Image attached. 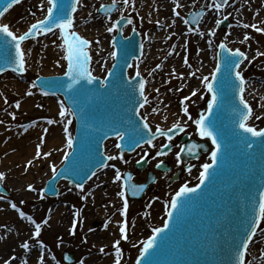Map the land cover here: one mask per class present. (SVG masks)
<instances>
[{
  "label": "rangeland",
  "instance_id": "rangeland-1",
  "mask_svg": "<svg viewBox=\"0 0 264 264\" xmlns=\"http://www.w3.org/2000/svg\"><path fill=\"white\" fill-rule=\"evenodd\" d=\"M136 1L138 0H129V2L125 4L124 0H115V3L122 5L116 14L113 17H100V6L113 4L114 0H82V5H89L88 8L83 6L81 8V12L87 11V19L84 21H76L75 28L77 29L76 31L82 33L84 38L92 42L91 71L95 76L104 78L107 75V70L111 68L114 63L111 52L114 50L112 41L116 35V31L109 33L106 29L122 16L130 15L132 19V23L125 29L124 35L129 36L133 29H137L143 37L142 41L144 46H147V50L151 48L150 32L153 31L154 24L151 22L150 15L144 16L141 14V5L136 4ZM166 1L170 4L174 3V0ZM257 1L259 0H249L245 2L242 0H231L225 8L216 9L210 7V5L214 3L213 0H193L188 4L186 9L178 7L177 10L173 11L174 15L175 12H180V16L183 18L175 15L179 24L175 26L174 35L164 40L165 44L162 45L160 54H157L155 58L149 59L144 51L142 58L134 62L129 71L130 76H133L136 71L139 70L141 76H143L146 81L145 95L148 96L149 103L142 108L141 115L147 117V122L153 130H155L157 125L155 123L156 117L162 114L164 116V121L159 123L161 128L166 129L173 126V124L179 123L182 127H185V134L195 139L198 138L195 125L191 120L187 119L185 113L181 114L179 109H181V107L184 108L182 103H184L183 99L187 96L188 91L191 88H195V85H197V83L202 80V77L206 76L208 73L203 70L200 64L201 59L199 60V54L201 52L200 46L202 45L201 40L204 36H202L200 40L198 35L209 23L214 24L213 32H215L214 36H206V42L209 44V41H211L209 47L212 48V45L215 44L216 46L214 48L217 50L218 45L224 42L232 49L239 48L241 51L245 52L250 59L246 65L247 67L243 68L241 71L248 85L245 98L253 107V116L249 124L257 127V129L264 127V56L259 55V53L264 52V31L257 32L251 27V25L255 24L257 27L264 29V18L258 21L260 11L264 7V0L262 5L255 7ZM176 2H178V0H176ZM200 8L208 11V16L204 23L205 25L202 28H192L198 29L197 31H190L189 29L191 26L184 23L186 20L184 18L188 13ZM225 19L230 21V26L227 29H221L220 23ZM244 24H248L249 27H243ZM160 25L161 28L159 30H162L163 24L160 23ZM87 27H90L92 32H88L86 29ZM95 31L101 33L100 39H95L92 34ZM236 33H238V35L234 37ZM245 34L249 36L248 40H244ZM187 37L189 39L183 43L178 57H172L171 55L175 44ZM60 40V37H56L55 35L47 40L40 38L36 41L24 44L23 48L26 51L27 65L30 64L29 60L34 58V53H39L38 61L36 62L37 69L35 70L34 67H31V69L28 70L29 73L25 77L18 78L9 75L0 78V121H2V123H0V173H4L5 179L2 180V182L5 189L10 193L9 196L0 194V197H2V199H0V205L3 206L0 211L8 212L11 209V204L15 203L20 210L25 212L26 216H31L37 223H41V235L39 238H35L31 245L46 250L53 264H65L62 257L64 251H68L74 255L75 264H80L85 257L90 255L98 257L97 260L93 262V264H97L102 263L105 261L104 258L109 257H105V255H107L106 253L116 252V249L113 247H107L101 252L100 248H94L93 246L94 243L102 242V239L105 238L107 233H110V230L113 229L112 226H115L112 224V219L120 215L119 212L123 206V200L118 195L122 189V180L115 181L116 170L119 169L122 178L125 171H135V161L142 156L143 152L148 151L156 157V159L150 163L148 170H154V166L158 161H170L173 163L172 168L174 171L178 167L176 153L180 151V145H178L176 139L172 142L176 145L172 152L166 156H157L156 153L161 148V145L167 143L165 139H161L155 143V147L146 146L138 151L137 154L124 156L123 159H121L115 147L117 141L111 140L106 146V153L108 156L115 157V159L112 160L107 168L100 172V176H103L102 178L99 177L98 180L90 182L82 190L72 187L66 182H62L59 185L60 193L57 197L47 198L43 195V198H41V192L43 191L45 182L40 183V180H37L33 186L36 189L35 191L23 188L14 190L17 183L26 179L29 172L35 166V163H32L31 169L29 168L30 165L27 169H24V165L21 162H23L28 155H23L20 150L24 147L33 146L32 144L37 140L40 144L41 137L43 138V147L46 149L47 142L45 134L47 135L48 131L45 133L44 129L50 126L48 120H52V116L47 110L42 112L36 111L30 114H17L16 111L19 108H16V103L19 102L21 105L23 102L32 100L36 96H47L48 98H52L49 95H44V93L37 88H32V84L38 77L48 76L44 75L46 71L50 70V72H53L55 70L54 67L49 68L47 65L48 62L54 60L53 58L56 52L59 50L62 52L65 51L63 47H60V45L56 43L60 42ZM53 41H55V43H53ZM97 45L100 46L99 50L95 49ZM103 45L109 48L105 52L104 47H101ZM185 58L188 60L187 64L184 62ZM64 61L66 63V60ZM178 61H181L180 66L183 65L182 70L184 73H179L177 71ZM33 63L35 64V61ZM189 65H191V67H189ZM193 72L196 75L192 76L188 83L183 84L182 77H180L179 74H186L188 77L190 73ZM209 77H211V75H209ZM16 82L27 86V89L31 90L32 95L19 93L17 90H10L8 85ZM254 87H256V89ZM198 88L199 91L197 95L185 103V107L189 109V113L193 118H198L200 110H205L207 101L209 100V94L201 83ZM257 88L261 90L258 91ZM153 89L155 91L151 94ZM157 89H159V92L156 91ZM160 95L163 96L162 99H164L166 103L162 107V110L156 112V110L153 111V109L161 105L160 100L159 102L156 101L161 97ZM53 98L56 102L58 100L57 105L60 108L59 102L63 99L59 96ZM167 111L169 114L174 115V117H168ZM11 113H15L14 119ZM257 116L260 118L256 119ZM165 117H167V119H165ZM68 118L72 119V124L68 125V130L73 136L75 122L72 116ZM3 127H5V129ZM66 151H70V149L68 150L67 148ZM59 152L62 154L61 157L63 158V150L60 149ZM58 155L59 153H56L51 165L57 163ZM43 160L47 161L48 159L41 158L36 160V162H42ZM63 161L64 160H62L61 164ZM206 162L209 163V158L207 155H204L200 160L192 163V170L186 172L177 183L169 182L170 175L158 173L159 180L155 185V191L153 193L148 192L141 202H134L128 199L129 207L126 218L128 224L126 233L128 238L127 240H120V238L117 239L118 237L112 234L115 239L120 240L119 247L120 254L122 255L120 264H132V260L135 258L139 249H141L144 238L149 230L162 225L161 217L164 205L168 204L173 193L179 188L185 184L188 186L195 185L199 181L200 171L202 169L201 165ZM57 165L58 164L55 165L56 170L59 168ZM48 173L53 175L51 168H43L41 175L43 176V174H46L45 176L47 178ZM146 174L147 172H136L135 182H144L146 180ZM113 200L116 201L115 205L112 204ZM113 206L117 207H114V211L112 208ZM56 208H64V218L60 220L54 218L56 217L55 211L59 210ZM108 210L110 212H108ZM50 218L55 220L51 222ZM70 218H72V222L74 220L76 221L74 235L71 234L73 223L71 222L70 228L68 227L69 224H67ZM20 220L22 221V219ZM44 220H47L48 223L44 224ZM94 222L101 223L97 229L93 227ZM136 224L138 225L136 226ZM10 225L12 224H9V226ZM105 225H107V227H105ZM7 226L8 225L0 228V236L4 232L7 233L9 227ZM33 229L34 228H32V230ZM261 229H264V221L261 222L257 234L248 248L245 260L246 264H264V232H262ZM130 230L136 232V241L134 242H131ZM100 236L104 237L100 238ZM110 240L111 239H109V241ZM40 241H43V247H41ZM103 242L106 243L107 240L105 241L104 239ZM15 246V243L11 245L14 249ZM21 249L24 251L22 245ZM22 251L19 252L22 253ZM101 253L103 255H101ZM2 257L3 255H1L0 261ZM23 258L20 257L19 259ZM14 260H18V257ZM17 263L18 262H16V264ZM83 264H85V262Z\"/></svg>",
  "mask_w": 264,
  "mask_h": 264
},
{
  "label": "snow or ice",
  "instance_id": "snow-or-ice-1",
  "mask_svg": "<svg viewBox=\"0 0 264 264\" xmlns=\"http://www.w3.org/2000/svg\"><path fill=\"white\" fill-rule=\"evenodd\" d=\"M22 0H0V6L3 7V10L0 11V18H3L5 14L11 9L14 5H18ZM129 0H124V3L127 4ZM176 7H180L179 3L174 0ZM81 4V0H46V5L44 0H41L40 9L44 11V17L42 19H37L34 23H31L26 31L22 34H17L10 28L9 24L0 23V36L4 37L3 40V54L0 57L2 63H0V73L5 72L9 68L16 73H24L26 71V51L22 47L25 41L29 39H35L41 35H46L52 33L56 35L55 30H59V37L63 41L61 47L65 49L64 60L67 61L66 70L63 75L67 77V81L57 80L55 82V87L57 90H63L64 95L68 101L71 102V109L65 107V101L61 100L59 116L61 121L64 122L65 126L63 131L67 134V148L71 151H66L64 153L63 160L64 162L69 161L76 154V143L78 142L68 130V125L72 124V119H69V116H78L81 122V125L85 130L92 127L91 121L93 117L90 115L88 106L79 102L78 98L81 96L88 95L92 89L89 88V85H97L98 89H103V92L97 91L98 95L110 96L111 89L115 88L117 90H122L124 95L132 98L135 97L138 92L140 100L137 101L139 107L135 108L136 115H139V109L144 108L146 104L149 103L148 97L145 95V86L146 81L141 77L139 70L136 71L135 76L129 77L127 80L124 79L122 71L118 72L119 68V59L117 51V41L115 37L112 41L113 51L111 52V57L116 63H113L111 68L107 70V75L101 80L100 78L92 75V72L89 70L88 62L91 57L88 52L85 50L92 43L88 39L80 36L74 30V13L77 11L78 5ZM227 4V0H220L219 3H213L210 7L220 9L222 5ZM101 9L104 13H110L115 7V0L111 6L101 5ZM31 11V10H30ZM32 16H35V12H31ZM176 16H180V12H175ZM202 15V14H201ZM125 17H121V20ZM128 23L131 24V19H128ZM185 24H188L189 21L185 20ZM243 27L248 28V24H244ZM253 29L257 32H262L264 29L257 27L255 24L251 25ZM109 33L113 31H120V21L112 23L110 27L106 29ZM190 31H197L198 29H189ZM135 31V29H133ZM210 35L214 36L215 32H210ZM199 35L203 36L204 33L200 32ZM249 36L245 34L244 40H248ZM55 43V41H53ZM211 45V41H209ZM46 47V45H45ZM125 49H128L130 45H124ZM220 49L219 61L216 64L214 71L211 73V77L204 76L202 77V83L207 93L210 94V99L207 101V108L199 113L198 118H193L189 113L187 107L183 108V112L188 117L189 120L195 125L196 133L201 138H207L211 141L212 148L210 150V163H203L201 165L202 171L199 176V184L195 187H189L187 184L182 186L178 192H176L175 197L170 201V204L166 205V215L167 220L165 221L163 227H156L152 229L153 235L146 241L143 242V248L140 252V258L137 259L136 264H156V261L153 259L158 252V249L163 248L173 236H170V233L173 232V229L170 227V223L175 220L176 229L183 223L184 212L186 210V205L189 200L193 199L192 194L198 192L201 189L202 185H205L206 181H214L222 165L234 154H238L240 159L243 161V169L241 173L243 176H251L254 171H259L262 185H264V128H259L249 124V120L253 116V109L248 101L245 99V84L246 80L240 69L241 64L247 60L246 54L241 51L239 48L233 50L227 46L226 43H220L218 45ZM143 48V45H141ZM171 54V53H169ZM259 55L264 56V52L259 53ZM185 64L188 63L187 58H185ZM59 64V61H57ZM127 67L131 68L132 65L128 64ZM191 67V65H189ZM190 75L195 76L196 74L190 73ZM234 77V78H233ZM112 78V79H110ZM137 78H140L138 81V86L135 81ZM38 79H40L38 77ZM84 81L85 83H81ZM38 85L33 82L32 88H36ZM41 90L45 87L43 80L39 85ZM159 92V89L156 90ZM48 92H44V95H48ZM27 95H32L31 90L27 92ZM192 96H196V91L191 93ZM189 97H185L184 100H188ZM183 102V101H182ZM226 105H230L233 113L237 117L233 123L234 127L231 131H226L225 128L218 123L216 119H212L215 113L222 110ZM19 102L16 103V108H19ZM155 111V109H153ZM13 119L15 118V113H11ZM260 117H256L259 119ZM167 119V117H165ZM2 123V121H0ZM49 124L54 123L52 120H48ZM123 119L122 118H113L109 124V131L113 133L119 141H124L126 137V129L123 128ZM98 131L99 129H95ZM47 128L44 129L46 133ZM174 131L184 132L185 127H182L179 123L173 124L171 128L167 130L160 127L159 124L156 125L155 131L150 127L147 122V117L143 118L142 128L135 129V135H128L127 137V147L135 151L136 148L142 146V144H147L151 147L156 145L153 143L157 136L166 137L168 143L161 145L160 150L156 153L157 156H165L167 152L164 149H169L170 144L173 140L171 133ZM107 137V133L104 134ZM90 133L85 131V135L81 137L79 143L83 147L89 142ZM41 143H43V138L41 137ZM117 149H121L123 145L117 143L115 145ZM187 151L190 155H197L198 149L195 144L188 145L186 147H181L180 151L176 153L177 163H182L181 153ZM45 158L51 153H41L39 144L37 145V151L35 153V158L39 159L41 156ZM148 153L145 152L142 159H146ZM123 159V156L120 157ZM107 160L115 159L113 156H108ZM32 161H28V164L31 165ZM140 163V161H137ZM163 161H160L156 167L159 168ZM100 167H108L109 165L101 160ZM52 172L54 175H57V170L55 165L51 166ZM188 171H191V166L188 168ZM96 172L93 171L91 176H88V179H91L92 176H95ZM4 173H0V181L4 180ZM123 179L122 189L118 195L123 200V206L120 210L121 215L126 217L129 207L127 191L131 190L133 196L137 195L138 191L143 190V186L139 188L135 184H131L132 180L131 174H128L126 178H122V174L119 169L116 170L115 181H121ZM237 181L241 179L240 175H237ZM235 186V183L229 185V188ZM76 188L83 189L84 184L78 183L75 185ZM28 189L30 191H35L36 189L33 185L29 184ZM41 198H43V192H41ZM2 199V197H0ZM23 203V202H22ZM11 207L19 213L21 218H26L29 220L35 228L33 235L36 238H39L41 235V223H37L31 216H26L25 212L20 210L15 203L11 204ZM174 213L176 215L174 216ZM78 215V214H77ZM261 221H264V191L260 192L259 204L258 207L253 203L250 206V213L248 214V220L244 227L245 235L243 238L234 245V260L233 264H246L245 253L249 247V243L253 240V237L257 233V229L260 226ZM44 224H47L48 221L44 220ZM107 227V225H105ZM127 220L123 222V225L120 227L119 231L122 234V239H127ZM76 221H73L71 234H75ZM264 232V229H261ZM163 234V235H162ZM207 240V237L205 238ZM215 239V236L212 237ZM41 247H43V241L39 242ZM120 240H116L113 244V247L116 249L117 254L120 253ZM24 249H29V243L24 242L22 244ZM104 249L101 248V252ZM5 264H8L6 261ZM39 264H44V257L41 254L39 256ZM83 264V261L80 262ZM115 264H120L119 258L116 259Z\"/></svg>",
  "mask_w": 264,
  "mask_h": 264
},
{
  "label": "water",
  "instance_id": "water-1",
  "mask_svg": "<svg viewBox=\"0 0 264 264\" xmlns=\"http://www.w3.org/2000/svg\"><path fill=\"white\" fill-rule=\"evenodd\" d=\"M44 2L46 5V0ZM40 3L41 0L22 2L11 10L1 23L9 24L13 31L22 34L31 23L44 17L45 12L41 11ZM2 10L3 7L0 6V11ZM31 12H35L36 15L32 16ZM124 17L131 19L130 15H124ZM127 22V19L120 20V31L115 38L118 42L116 50L119 68L117 71H122L125 80L128 79L127 70L129 67L127 65L132 64V61L140 58L142 54L141 39L137 32H133L130 38H123L122 29ZM3 40L4 37L0 36V57L3 54ZM124 45H130V47L125 49ZM139 79L133 81L137 86ZM41 80L45 85L44 90L64 94L63 90L58 91L54 85L57 80L67 81V77L40 79L39 85ZM89 88L92 91L86 96L79 97L78 100L88 106L87 110L93 117L92 127L85 130L77 116L76 154L49 182L46 190L48 194H56V184L62 179H68L75 184L84 183L93 171L100 168L101 160L108 162L104 155L103 143L108 138L115 136L109 131V124L113 118H122L123 128L127 130L125 140L121 141L123 145L121 151H132L127 147V137L135 135V129L142 128L143 121L139 115H136L135 108H133V104L136 108L139 107L138 92L135 97L129 98L124 95L122 90L113 88L110 96H103L97 94V91H104L98 89L97 85H89ZM68 102L71 105V102ZM236 118L230 105H226L212 117L229 132L234 127L233 121ZM85 131L90 133V137L89 142L82 147L79 141L85 135ZM105 133H107V137H105ZM176 133L177 131H174L171 135ZM186 140L187 137L183 139V142ZM181 158L183 161L189 158L186 151L181 154ZM243 167V161L238 154H234L222 165L214 181H206L197 193L192 194L193 199L189 200L186 205L183 223L179 229H176L175 220L170 223V227L173 229L170 236L173 238L163 248L157 250L158 254L153 257L156 264H233L234 245L245 235L244 227L248 220L250 206L254 203L258 207L260 192L264 191L259 171H254L251 176H243L241 173ZM138 168L145 169L146 163L138 165ZM160 170L167 171L163 166L160 167ZM237 175L241 176L239 181L236 179ZM150 179L149 184L155 181L152 175H150ZM234 183V187H228ZM175 215L176 213H174ZM213 236L215 239H212Z\"/></svg>",
  "mask_w": 264,
  "mask_h": 264
},
{
  "label": "bare ground",
  "instance_id": "bare-ground-1",
  "mask_svg": "<svg viewBox=\"0 0 264 264\" xmlns=\"http://www.w3.org/2000/svg\"><path fill=\"white\" fill-rule=\"evenodd\" d=\"M193 0H178L177 3H179L180 7L183 9H186L188 7V4H190ZM242 1H249V0H242ZM86 4V3H85ZM136 4H140L141 5V14L144 16L150 15L151 17V22L154 24V28L153 31L150 32V42L152 44L151 48L149 50H147V46H145V54L147 55V57L149 59H153L156 57L157 54H160L161 51V47L164 43V40L166 38H169L171 36H173V32H175V26L178 25V21L176 20L175 15L173 14V11L177 10L178 7H176V4H170L168 1L166 0H138L136 1ZM263 4V0H259L255 3V7L262 5ZM85 7L88 8L89 5H82V0H81V4L79 5V9L78 12L75 15V24H74V30L76 31L77 29L75 28L76 25V21H84L87 19L86 14L87 11L81 12V8ZM166 13V14H165ZM258 21H261L264 18V7L261 9L259 17H258ZM160 23L163 24L162 26V30H159L161 28ZM202 27V26H201ZM88 32H90V27L86 28ZM214 30V24L213 23H209V25H207V27L203 29V33H204V37L202 38L201 35H198L200 37V40L202 42L201 47V52L199 54V60L200 64L202 65V68L204 71H207L208 74H211L214 69H215V64H214V55H215V50L211 52H209L208 50V43L206 42V36L210 35L209 33L212 32ZM78 32V31H76ZM92 32V31H91ZM59 33V32H58ZM56 34V37H59V34ZM79 33V32H78ZM82 36V33H79ZM95 37V39H100L101 37V33H99V31H95L92 33ZM238 35V33H236L234 35V37H236ZM55 36V35H54ZM94 39V38H93ZM94 39V40H95ZM188 37L183 39L182 41L180 40V42L175 44V47L173 49V53H172V57L176 58L178 57L179 51L181 50V47L183 45V43H185L186 41H188ZM47 40V39H45ZM30 43V42H29ZM59 45H62V40H60V42H56ZM51 44V43H50ZM54 45V44H52ZM105 45L101 46L104 47ZM59 47V46H58ZM61 47V46H60ZM92 48V47H91ZM96 50L100 49V46H96L95 47ZM109 48L104 47V52L107 51ZM91 50V49H90ZM65 52V51H64ZM62 51H58L56 52V54L54 55V60L48 62V67H54V71L50 72V70L46 71L44 73V75H48V76H54L55 74L57 75H62L66 69V63L63 59V57L65 56L66 53H64ZM38 52L34 53V58L32 60H29L30 64H26V73L25 76L29 73L28 70L31 69V67L35 68V70L37 69V64L36 62L38 61ZM35 61V64L33 63ZM57 61H59V64L57 63ZM249 61V60H248ZM181 61H178V72L179 73H184L183 69V65L180 66ZM211 65V66H210ZM246 68V65H243L240 69V71ZM36 73V72H34ZM9 74L4 75L3 77H7ZM23 76V77H25ZM180 77H182L183 82L186 84L188 83L190 80V76H186V74H182L180 75ZM45 77V76H44ZM203 85L202 81H200L199 83H197V85H195V88H191L188 93L187 96H191V93L193 91H196V93L199 91L198 86ZM9 89L11 90H17L19 91V93H23L27 95V92L29 91L27 89V86H24L20 83H10L8 85ZM162 87V86H161ZM256 89V87H254ZM264 88V87H263ZM258 91H260L261 89L257 88ZM154 89L152 90V93H154ZM161 97L158 98L156 101L161 102V105L156 107V112L158 110H162V107L164 106V104L166 103V101L163 98L162 95H160ZM58 100L56 102V100H54V98H48L47 96H36L35 98H33L32 100H28L23 102L19 109H17L16 113H22V114H30L32 112H36V111H48L49 114L52 116V121H54V123L50 124V126H47L46 128L48 129V133L46 136V149L43 147V143L39 144V141H35L32 145L33 146H28L27 148L24 147L23 149L20 150V152L22 151L23 155H28L26 159L23 160V162H21L24 165V169H27V167L29 166L28 161H32V163H35V166L32 168V170L29 172V174L27 175V178L24 179L23 181H21L20 183H17V185L15 186L16 188L14 190H20V189H28V185L31 184L34 186V184L36 183V181L40 180V183L46 182L48 179H50L52 177L51 174L48 173L47 178H46V174H42V169L43 168H51V164H52V160L55 158L56 153L58 155V159H57V166H61V162L63 160V158L61 157L62 154H60V149L63 150V152L65 153L67 150V134L63 131L64 129V122L61 121V117L59 116V112H60V108L57 105ZM158 108V109H157ZM181 110V109H179ZM178 110V112H179ZM177 112V111H176ZM167 115L170 118H173L174 115L169 114V112L167 111ZM164 121V116L162 114H159V116L156 117L155 119V123L159 124L160 122ZM5 129V127H3ZM1 131V129H0ZM32 132V131H31ZM43 136V135H42ZM39 144L40 146V150L41 153H51V155L47 156L46 158L48 159L43 160L42 162H36V160L39 159H44L45 157L42 155L41 158L36 159L35 158V153L37 151V145ZM2 150V149H1ZM69 150V149H68ZM31 163V165H32ZM55 164V165H56ZM31 165H30V169H31ZM52 170V169H51ZM102 178L103 176H95L91 181L94 182L96 180H98V178ZM12 187V186H11ZM110 190V188H109ZM115 202L113 200L112 204L115 205ZM3 206L0 205V210H2ZM117 208L116 206H113V211L114 209ZM111 208V209H112ZM155 208V207H153ZM5 209V208H3ZM59 210H56L55 215L56 217H54L57 220H60L62 218H64L65 216V211L64 208H56ZM8 211V210H7ZM52 211V209H51ZM50 211V212H51ZM108 212H110L108 210ZM55 219L50 218L51 222L54 221ZM71 222H72V218L69 219L68 223L69 224V228L71 227ZM123 217L121 216H116L115 218L112 219V224L114 223V227L112 226L113 229L110 230V233H107V235L105 236V241L107 240L106 243H104V239H102V242H97L94 243L93 246L94 248H103L106 249L107 247H113L114 242L120 238L121 240V233L119 231L120 227L123 225ZM50 223V221H49ZM73 223V222H72ZM138 223V222H136ZM9 224H12L9 226ZM8 225V231L7 233H3L0 236V257L1 255H3V257L1 258L0 264H5V262L7 261L8 264H16V262H18L17 264H39V256L42 254L44 257V264H53V261L51 260V258L49 257V253L46 250L40 249L39 247L36 248L35 246H32L31 243H33L34 241V231L32 230V225L30 224L29 220L25 219L20 221V217L19 214L16 212H13L11 210H9L8 212L5 211H0V228H2L3 226ZM138 224H136L137 226ZM12 226V228L10 229V227ZM10 229V230H9ZM32 230V231H31ZM138 231V230H137ZM131 232V242L136 241V237L135 234L136 232L134 230H130ZM117 236L118 238L115 239L113 236ZM115 234V235H114ZM151 235V232L147 233L144 240H146V237ZM111 236V238H110ZM104 237V236H102ZM100 236V238H102ZM99 238V239H100ZM109 239H111L109 241ZM98 240V239H96ZM129 240V239H128ZM140 240V239H139ZM109 241V242H108ZM24 242H28L29 243V249H24V251H22L21 249V245ZM88 242V241H87ZM16 244L15 249L11 247L12 244ZM103 243V244H102ZM22 251L19 252V251ZM48 253V254H47ZM21 255V256H20ZM23 255V257H22ZM16 257H18V260H14ZM23 258V259H19V258ZM98 257L96 256H88L85 257V264H93V262H95V260H97ZM121 258V254H117V252L111 253L109 257L104 258L105 261H103L102 263H97V264H115L116 259Z\"/></svg>",
  "mask_w": 264,
  "mask_h": 264
}]
</instances>
